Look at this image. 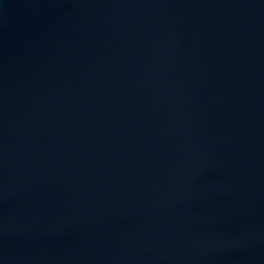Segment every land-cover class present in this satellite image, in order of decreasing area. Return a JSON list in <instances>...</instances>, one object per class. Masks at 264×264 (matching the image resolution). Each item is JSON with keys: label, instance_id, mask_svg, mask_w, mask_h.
<instances>
[{"label": "water", "instance_id": "water-1", "mask_svg": "<svg viewBox=\"0 0 264 264\" xmlns=\"http://www.w3.org/2000/svg\"><path fill=\"white\" fill-rule=\"evenodd\" d=\"M0 264H264V0H0Z\"/></svg>", "mask_w": 264, "mask_h": 264}]
</instances>
